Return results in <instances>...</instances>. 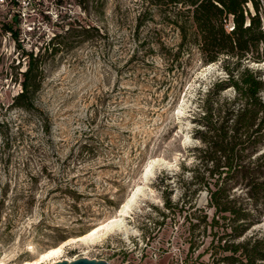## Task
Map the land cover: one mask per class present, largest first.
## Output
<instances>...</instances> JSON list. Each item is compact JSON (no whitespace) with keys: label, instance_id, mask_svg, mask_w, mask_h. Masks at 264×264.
<instances>
[{"label":"rangeland","instance_id":"1","mask_svg":"<svg viewBox=\"0 0 264 264\" xmlns=\"http://www.w3.org/2000/svg\"><path fill=\"white\" fill-rule=\"evenodd\" d=\"M255 1L264 27V0ZM171 8L151 0H0V264L209 260V237L190 251L185 212L156 224L163 181L180 162L195 161L200 91L223 75L221 63H202L193 45L176 61L163 56L161 45L173 52L180 41L166 19ZM82 27L87 37L78 35ZM58 33L63 42L53 51ZM23 51L43 60L37 112L11 106ZM248 64L264 77V61ZM88 135L97 154L79 158L77 142ZM104 196L122 203L107 205ZM206 197L200 191L197 205ZM253 232L264 235V215Z\"/></svg>","mask_w":264,"mask_h":264},{"label":"trees","instance_id":"2","mask_svg":"<svg viewBox=\"0 0 264 264\" xmlns=\"http://www.w3.org/2000/svg\"><path fill=\"white\" fill-rule=\"evenodd\" d=\"M16 2L17 0H12ZM166 11L169 23L178 30L180 41L171 52L161 45L163 56L178 60L186 45H193L205 64L220 62L222 76H217L200 91L192 121V137L199 144L191 147L195 161L190 167L179 164V172L167 175L161 190L162 217L185 212L189 220L190 251L197 250L209 237L203 252L209 253L204 264H264V235L248 234L264 215V77L249 62L264 61V27L255 0H151ZM251 3V7L249 6ZM101 36L97 27H92ZM11 31V26L7 25ZM72 29H66L69 34ZM78 35L87 37L88 29ZM62 34L51 38L53 51L62 44ZM41 54L23 51L24 69L14 81L19 91L11 106L37 112L35 97L43 74ZM231 90V95L224 93ZM6 123L0 118V133ZM95 138L84 136L77 142V155H96ZM74 154V151H71ZM176 199H172L175 189ZM206 191V203L197 205L196 197ZM77 199L75 190H68ZM106 204L118 208L107 196ZM75 206V205H74ZM208 210H211L209 213ZM186 262V261H184Z\"/></svg>","mask_w":264,"mask_h":264},{"label":"water","instance_id":"3","mask_svg":"<svg viewBox=\"0 0 264 264\" xmlns=\"http://www.w3.org/2000/svg\"><path fill=\"white\" fill-rule=\"evenodd\" d=\"M50 264H110L104 259H89L86 257H80L72 260H61Z\"/></svg>","mask_w":264,"mask_h":264}]
</instances>
